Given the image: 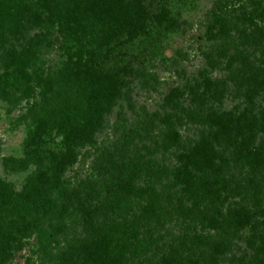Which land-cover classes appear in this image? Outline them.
<instances>
[{
  "label": "trees",
  "instance_id": "trees-1",
  "mask_svg": "<svg viewBox=\"0 0 264 264\" xmlns=\"http://www.w3.org/2000/svg\"><path fill=\"white\" fill-rule=\"evenodd\" d=\"M199 1L0 0V99L15 108L16 93L31 98L38 89L44 105H61L52 113L62 128L51 138L56 121L39 118L24 157L0 176V264L25 250L32 251L27 264H183L182 252L195 239L207 249L189 264H220L232 253L233 238L241 237L207 241L197 229L219 231L231 218L237 229L250 230L246 243L253 250L237 262L264 264V108L257 105L264 92V0L253 1L262 25L249 33L244 24L253 22V12L245 4L237 9L236 0H217L196 38L244 92L242 112L208 108L228 92L227 81L172 89L161 105L165 114L136 110L132 97L135 80L157 90L151 70L165 57L181 16ZM83 28L91 32L86 39ZM43 46L63 60L53 72L45 69ZM186 93L193 110L183 108ZM120 101L114 126L120 137L112 145L99 142ZM126 107L137 117L132 124ZM181 112L202 127L195 144L186 145L177 130ZM155 132L160 139L152 145L129 147ZM158 154L176 162L161 165ZM87 162L90 168L77 172ZM236 166L250 174L236 176ZM142 180L147 186L138 188ZM226 205L231 218L223 213ZM187 220L174 235L176 224Z\"/></svg>",
  "mask_w": 264,
  "mask_h": 264
},
{
  "label": "rangeland",
  "instance_id": "rangeland-1",
  "mask_svg": "<svg viewBox=\"0 0 264 264\" xmlns=\"http://www.w3.org/2000/svg\"><path fill=\"white\" fill-rule=\"evenodd\" d=\"M217 0H201L196 3L193 11L185 12L181 16L182 24L180 29L176 31L175 34L169 35L168 40V48L165 51V57L160 59L154 64L153 69L151 70L154 74H156L160 83L157 86V90H149L146 89L144 83L140 80H135L133 85L131 86L132 97L135 101L138 108H147L150 114H153L157 111L163 113L164 110H161V105L165 96H167L172 89L176 87H188V85H195L196 83L204 84L207 79H211L213 81H227V93L225 96L221 97L219 101H212L209 103L208 108L216 109L219 111H232L237 114L243 111L245 108L246 96L243 91L236 90L234 84L228 81L227 72L224 70V66L216 68L213 63L216 56H210V46L205 43L206 41H198L196 38L199 35L204 33L207 25L210 22L211 12L215 9V4ZM235 5L237 9H239L241 4H245V8L248 13L253 12L251 15V20L253 22H247L244 24V28L247 32H252L255 30V26H261L262 20L259 18H254L256 15V9L253 5V1L256 0H236ZM234 8L227 9L226 11L233 13ZM235 11V10H234ZM40 30H33L30 32V35L27 36L29 39H36L39 35ZM91 33L88 29H82L81 37L83 39L88 38L86 34ZM17 42H21V38L17 37ZM90 40V38H89ZM18 44V43H17ZM251 52L253 49H250ZM47 50L42 47V53L45 54L43 56L45 60V69L47 72H53L57 66H59L63 60L59 57L56 52H46ZM225 62V61H224ZM215 67V68H214ZM42 93L36 89L35 95L31 98L22 95V93H16L17 100H15V108H11L10 104L2 99H0V176L4 177L5 173H10L11 168L15 167L16 159L23 158L24 147L27 144V141L30 139L32 131L35 129V125L38 119L46 118L48 121H56V125L53 129L49 130V137H55L59 132L62 131L59 123V117H56V114L52 113L58 111L60 108V104L55 101H52L48 105H44L45 101L41 95ZM64 99V98H62ZM121 103V104H120ZM183 108L188 110H193L195 105L192 102V96L189 93H186L185 97L182 99ZM122 102L120 101L118 105L114 108L113 113L108 116L109 127L104 133H101L98 136L99 142H105L108 145H112L117 142V139L120 137V134L114 130V126L116 124L118 113L120 112ZM126 104L124 103V106ZM257 105L259 109L264 108V92L257 97ZM125 112L128 113L129 124L137 121V117L134 111H128V108H125ZM165 114V113H163ZM183 116V121L179 125H177V130L180 132L182 136V140L186 145L197 143L202 134V127L198 125H193V123L189 122V120L184 116V113H180ZM58 115V114H57ZM15 120L16 122H14ZM14 122V123H13ZM152 138L135 139L129 143V147L134 148L139 146V149L142 148L143 145H152L153 140L160 139V135L158 132H155L151 136ZM132 151V150H131ZM132 153V152H131ZM160 153V152H159ZM163 154V153H162ZM158 154L157 160L161 165H168V160H172L176 162L174 156H170L168 154ZM91 163L87 162L85 165H79L76 170L79 173H84L85 170L90 168ZM235 175L238 177L247 176L250 174V169L248 167H240L236 166ZM5 172V173H4ZM242 174V175H241ZM70 175V174H69ZM241 175V176H240ZM12 182H18L15 177L9 178ZM147 180L138 181L136 186L146 187ZM259 184L261 187L264 185V178L259 177ZM19 185V183H18ZM255 199L249 197L247 199L250 207H253ZM264 209V203H263ZM233 208L226 205L223 209V213L226 216L230 215V211ZM232 219V218H231ZM225 222L223 224V229L219 231L202 229L200 225H198L197 232L204 237H208L211 240H222L231 237H241V238H233L232 243V253L227 254L223 258V262L220 264H240L237 261H241L240 259L245 253L248 252L247 259L251 258L252 249L247 245L246 239L250 236V230H239L233 224V219ZM196 220L195 222L197 223ZM181 222V220H180ZM192 223L191 225L195 224ZM190 221L183 225L176 224L173 228V234L179 236L182 233V227L185 225H189ZM163 235L167 239L171 238L170 234L167 232H162ZM193 234V233H192ZM199 241L195 239L193 243L189 246H186L185 251L182 252L183 264H189L193 261L196 262L198 258L201 256V251L206 250L205 246H198ZM194 245L196 247L192 248ZM191 249L190 253L187 251ZM209 252V251H207ZM32 255V251H19L11 256L9 261L6 264H27V260ZM211 263V262H209Z\"/></svg>",
  "mask_w": 264,
  "mask_h": 264
}]
</instances>
